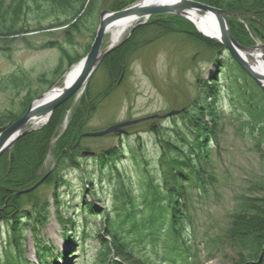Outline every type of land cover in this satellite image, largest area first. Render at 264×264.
Here are the masks:
<instances>
[{
    "label": "trees",
    "instance_id": "1",
    "mask_svg": "<svg viewBox=\"0 0 264 264\" xmlns=\"http://www.w3.org/2000/svg\"><path fill=\"white\" fill-rule=\"evenodd\" d=\"M139 1L0 0V55L8 60L7 52L16 42L26 51L55 50L59 66L53 73L59 75L64 64L69 68L89 52L102 10L122 11ZM192 1L233 14L228 17L230 33L242 47H253L254 40L264 45V0ZM189 26L179 17L156 16L136 28L104 57L74 104L64 103L43 127L23 135L1 156L0 226L5 227L6 237L0 249V264H30L24 257L26 234L33 242L34 264H71L68 252L55 251L42 240V231L52 218L51 210L64 231L68 248L80 254H86V247L91 249L96 254L92 264H192L196 260L198 249L187 228L190 202L194 196L206 198L217 185L210 161L212 148L225 126L237 132L264 161V93L222 45L205 39ZM31 33L48 39L36 45L29 38ZM169 37L209 55L214 68L209 80H197L198 90L192 101L164 119L165 123L154 119L126 129L143 125L145 133L153 136L156 155L152 163L144 155L139 136L134 143L118 141L117 146L108 149L85 147L86 141L97 139H85L83 134L112 123L89 128V123L108 109L106 101L122 85L136 57ZM38 83L48 88L54 85L46 83L43 75ZM0 93L20 97L17 112L0 111L2 131L19 119L43 91L34 88L29 74L19 67L5 75L0 72ZM222 95L232 106L226 118L220 115ZM87 152L92 155H82ZM48 159L51 169L46 168ZM124 162L131 167L130 173L119 168ZM49 171L39 188L49 187L50 197H38L39 188L18 195ZM74 172L81 184L74 197L80 201L78 208L63 201V190L71 187L68 174ZM96 185L98 189L108 186L114 202L111 209L101 213L95 204L99 203L100 192ZM235 204L218 242L232 253L231 264H264V178L252 183ZM69 209L80 211L82 225L67 216ZM90 217L101 221V225H89L86 218ZM68 230L78 233L75 242Z\"/></svg>",
    "mask_w": 264,
    "mask_h": 264
},
{
    "label": "rangeland",
    "instance_id": "2",
    "mask_svg": "<svg viewBox=\"0 0 264 264\" xmlns=\"http://www.w3.org/2000/svg\"><path fill=\"white\" fill-rule=\"evenodd\" d=\"M189 28L193 29L191 24ZM131 29L124 34L116 45L125 40ZM29 36H31L29 37L31 42L36 43V45L48 39L44 35H38V33H31ZM103 39L102 50L104 51L111 45L109 32L105 34ZM262 45L258 40H254L251 48ZM75 50L81 52L78 47ZM258 53L262 55L264 61V51ZM7 54L10 57L8 60L0 55L1 74L14 72L20 67L29 74L31 85L44 93L52 88H48L49 85L47 84L40 85L38 83L40 75H43L46 83L53 82L54 85L57 84V87H61L67 72L78 63H74L69 68L64 64L63 71L59 75H55L53 71L59 66V55L55 50L26 51L20 43L16 42L12 44ZM208 57L209 55L203 52L199 53L192 45L187 46L180 39L169 37L160 40L156 45L147 48L146 51L136 57V60L128 68L122 85L119 86L113 97L106 101L108 109L102 113L103 117L97 115L89 123V128L94 130L96 127H106L109 122H112L110 125H114L128 120H139V118L150 117L151 115L160 116L170 113L171 110L178 111L182 106L192 101L197 93V80L201 77L206 80L210 79L209 74L214 67L210 64ZM250 61L252 62V59ZM222 98L219 104L220 115L226 118L228 112L232 110V106L223 95ZM19 99L20 97H16L14 93H0V111L11 109L17 112ZM161 121L165 123V120ZM27 128L32 130L41 127L28 126ZM145 130L146 128L142 125L127 131V135H108V137L97 138V141H86L84 146L97 151L117 146L118 141L124 142L126 140L134 143L136 137L139 136L140 142L144 144V155L152 163L156 155L153 136L145 133ZM223 130L212 148L213 155L210 161V171L214 174L217 185L207 194L206 198L194 196L190 202L187 228L192 233L196 249H198L195 252L197 253L196 260L192 264H231L232 253L224 250L221 243L218 242L219 232L228 227L230 214L236 205L235 199L241 193L243 194L246 189L248 190L252 183H257L260 178H264V161L258 159V156L250 150L248 142L242 140L241 136L228 126H225ZM50 167L51 159H48L46 168L51 169ZM119 168L125 173L131 171V167L125 162L120 164ZM77 176L75 172L68 174L71 187L69 190H63V196H65L63 201H66L67 206L72 208H78L77 206L80 204L79 200L74 199L76 191L81 187ZM107 187L104 188L105 190L102 188V193V189L100 187L98 189L96 185V190H100V192L98 191L97 194L99 203L95 204L100 213L104 211L103 209H111L114 205L111 199V189ZM37 192L38 197L41 198H47L51 195L50 188L46 186L39 188ZM70 192L72 195L69 196L68 193ZM86 200L88 204L91 202L90 198ZM51 213L52 218L48 222L47 229L42 231V240L45 245L58 252H68L69 263L71 264H92L96 254L87 247L86 251L84 250L87 255L69 249L64 241V231L53 218V210ZM67 216L76 218L78 224L81 223L82 225L80 211H70L69 209ZM86 219L91 226L101 225V221L98 219L93 217ZM67 232L75 242L78 233L69 230ZM5 237V227L0 226V249H2L1 245ZM25 239L26 253L24 257L30 264H34L36 259L33 255L32 239L27 234ZM2 259L0 252V261Z\"/></svg>",
    "mask_w": 264,
    "mask_h": 264
},
{
    "label": "water",
    "instance_id": "3",
    "mask_svg": "<svg viewBox=\"0 0 264 264\" xmlns=\"http://www.w3.org/2000/svg\"><path fill=\"white\" fill-rule=\"evenodd\" d=\"M173 5H155L151 6L146 4V0H141L134 6L125 8L122 11L109 12L107 10H102L99 13L97 30L94 35L93 43L89 48V52L80 60L79 69L76 76L71 81V84L63 89V91L53 94L57 84L52 87L51 90L42 93L41 96L32 100L31 103L27 106L26 111L21 115L19 119L12 122L9 126L0 131V158L6 152L9 151L12 145H14L20 138L31 131L27 128L28 126L33 127H43L50 118L53 112L63 106L64 103L73 100V103L83 94L85 86L88 84L89 79L93 76L95 69L103 61L104 57L114 51V48L117 46V42L114 44L111 43L110 47L107 50H102V45L104 41L105 34L108 33L109 29L113 27L114 24L124 21L126 18H132L137 20H143L141 23L135 25V27L130 30L129 35L139 26L145 25V23L156 15H171L178 16L183 18L185 21L191 23L190 18L196 17V20L199 22V19L212 17L217 23L219 40L216 42L223 46L225 51L230 55L231 59L241 68V70L248 75L254 83H256L264 93V75L254 71L251 66L246 62L243 53H252L254 51L264 50V46H256L254 48H245L242 47L239 43L235 41L230 33V27L228 22L229 12L225 10H218L214 7L204 5L200 2H194L192 0H175ZM236 16V15H234ZM193 26V24H192ZM194 27V26H193ZM207 40H214L212 36H207L202 33H198ZM261 63L264 66V61L262 55L260 54ZM121 79V78H120ZM119 79V80H120ZM120 82V81H119ZM176 112L171 111V113L164 115H153L150 118H143L139 120H131L128 122H121L117 125L109 126L105 130L97 132H86L82 135L83 138H101L106 137L109 134L119 135L124 134L125 129L130 126L139 124L150 119H165L174 115ZM82 155H92V153H82ZM50 174V171L45 174L34 186L29 189H26L22 192H19L18 195H24L26 193H31L35 191L39 186H41L47 176Z\"/></svg>",
    "mask_w": 264,
    "mask_h": 264
},
{
    "label": "bare ground",
    "instance_id": "4",
    "mask_svg": "<svg viewBox=\"0 0 264 264\" xmlns=\"http://www.w3.org/2000/svg\"><path fill=\"white\" fill-rule=\"evenodd\" d=\"M175 0H146V4L155 6V5H173ZM191 23L193 24V28L197 33H202L207 36H212L215 41L219 40V34H218V26L217 23H215V20L212 17L209 18H204V19H199V22L196 20V17H191L190 18ZM143 20H137V19H132V18H126L124 21L119 22L117 24H114L113 27L109 29V34L111 38V43L114 44V42H118L124 34L135 24H138L142 22ZM214 41V40H213ZM246 62L251 66V68L256 71L259 74L264 75V66L261 63V58H260V53L254 51L252 53H243L242 55ZM252 59V62L250 61ZM79 64L74 65L71 70L67 72L65 75L63 81H62V86L55 88L54 93L50 94L51 96L53 94H56L58 92L63 91V89L67 88L70 84L73 78L76 76L78 73L79 69ZM86 139V138H85ZM40 187V186H39ZM38 187V188H39Z\"/></svg>",
    "mask_w": 264,
    "mask_h": 264
}]
</instances>
